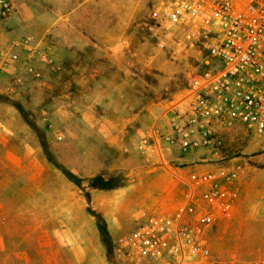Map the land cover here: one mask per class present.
Wrapping results in <instances>:
<instances>
[{"label":"rangeland","instance_id":"rangeland-1","mask_svg":"<svg viewBox=\"0 0 264 264\" xmlns=\"http://www.w3.org/2000/svg\"><path fill=\"white\" fill-rule=\"evenodd\" d=\"M154 1L6 0L3 48L30 38L47 51L75 35L103 40L109 57L114 50L115 59H105L98 103L105 100L111 119L114 109L125 107L127 119L119 137L99 142L83 112L91 102H66L67 90L55 91L52 77H31L26 54L16 50L19 61L0 87V264L101 263L118 236L177 204L175 178L151 160L123 153L174 101L197 65L195 56L172 58L142 30ZM224 140L228 158L248 160L249 174L230 217L214 227L212 253L264 258V138L237 128L226 130ZM169 162L181 172L207 165L199 159ZM152 183L157 193L137 206Z\"/></svg>","mask_w":264,"mask_h":264},{"label":"built area","instance_id":"built-area-1","mask_svg":"<svg viewBox=\"0 0 264 264\" xmlns=\"http://www.w3.org/2000/svg\"><path fill=\"white\" fill-rule=\"evenodd\" d=\"M9 11L0 0L1 14ZM141 28L172 58L195 56L197 63L156 122L123 149L175 178L178 200L118 236L112 259L98 264H264L262 257L216 258L211 247L214 227L239 201L245 168L225 153L224 132L242 128L264 138V0H155ZM16 50L26 54L33 78H40L39 63H50L30 38L0 46V87L19 61ZM192 154L214 169L195 165L181 172L169 162Z\"/></svg>","mask_w":264,"mask_h":264},{"label":"crops","instance_id":"crops-1","mask_svg":"<svg viewBox=\"0 0 264 264\" xmlns=\"http://www.w3.org/2000/svg\"><path fill=\"white\" fill-rule=\"evenodd\" d=\"M46 52L50 58L49 69H46L43 63H39L37 66L39 67L40 78L45 79L47 76L54 78L56 82L52 86L55 91L57 88H65L69 94V99H66V102L68 100L75 104V98H79L82 103H84L85 99L91 102V105L83 109V112L88 117L89 131L92 130L91 132L97 135L99 142L106 143L111 136L113 138L119 137L127 119L121 115V110L125 111L126 108L120 106L114 109L115 115L111 119L108 115L110 109L106 106L105 100H102V105L98 103V95L101 93L100 86L103 84L101 77L106 70L105 59L106 57L115 59V51L110 52L109 55L111 57H109L106 55L103 40L92 41L84 36L69 35L64 40L54 41ZM15 66L8 67L6 71L12 72ZM136 119H138L137 116ZM133 122L131 127L134 126L136 128L137 121ZM144 127H146L145 131H147L151 126L148 127V124H144ZM88 139H93L91 134L88 135ZM197 158L196 154H192L184 159L194 160ZM237 160L245 165L244 172L239 179L238 187L239 191H241L248 179L249 166L246 158L238 157ZM206 168L214 169L212 165L206 166ZM164 187H162L163 190ZM157 191L156 184L152 183L148 192L138 196L137 206L146 203Z\"/></svg>","mask_w":264,"mask_h":264},{"label":"trees","instance_id":"trees-1","mask_svg":"<svg viewBox=\"0 0 264 264\" xmlns=\"http://www.w3.org/2000/svg\"><path fill=\"white\" fill-rule=\"evenodd\" d=\"M66 176H68L69 178H73L72 175L68 172H65ZM104 242L106 243L107 247H108V239L106 237H104ZM113 257V249H111L110 247L107 249V259L111 260Z\"/></svg>","mask_w":264,"mask_h":264}]
</instances>
